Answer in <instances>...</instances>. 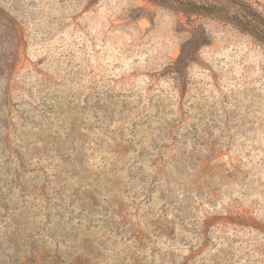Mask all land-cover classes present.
<instances>
[{
	"label": "rangeland",
	"instance_id": "374dc122",
	"mask_svg": "<svg viewBox=\"0 0 264 264\" xmlns=\"http://www.w3.org/2000/svg\"><path fill=\"white\" fill-rule=\"evenodd\" d=\"M0 264H264V44L149 0H0Z\"/></svg>",
	"mask_w": 264,
	"mask_h": 264
},
{
	"label": "trees",
	"instance_id": "16d2710c",
	"mask_svg": "<svg viewBox=\"0 0 264 264\" xmlns=\"http://www.w3.org/2000/svg\"><path fill=\"white\" fill-rule=\"evenodd\" d=\"M185 14L220 15L230 23L250 33L264 44V13L259 11L249 0H149ZM199 37L198 43L207 39L203 27L195 28Z\"/></svg>",
	"mask_w": 264,
	"mask_h": 264
}]
</instances>
